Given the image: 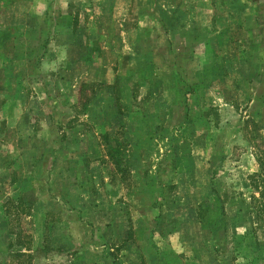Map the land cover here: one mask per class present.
<instances>
[{
  "label": "rangeland",
  "instance_id": "1",
  "mask_svg": "<svg viewBox=\"0 0 264 264\" xmlns=\"http://www.w3.org/2000/svg\"><path fill=\"white\" fill-rule=\"evenodd\" d=\"M258 158L264 0H0V264H264Z\"/></svg>",
  "mask_w": 264,
  "mask_h": 264
},
{
  "label": "trees",
  "instance_id": "2",
  "mask_svg": "<svg viewBox=\"0 0 264 264\" xmlns=\"http://www.w3.org/2000/svg\"><path fill=\"white\" fill-rule=\"evenodd\" d=\"M258 159H259V163H260L259 165H260V168H261V171H260L259 174H261V172L264 173V158H258ZM259 174H257L256 176L264 178V174L263 175L262 174L259 175ZM263 208H264V206H263ZM19 243H21V240L20 241L18 240V244H15V243L11 242L10 247H14V245H19L20 246ZM18 252H20V250Z\"/></svg>",
  "mask_w": 264,
  "mask_h": 264
}]
</instances>
